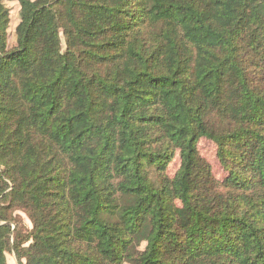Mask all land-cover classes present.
Instances as JSON below:
<instances>
[{
	"label": "trees",
	"instance_id": "16d2710c",
	"mask_svg": "<svg viewBox=\"0 0 264 264\" xmlns=\"http://www.w3.org/2000/svg\"><path fill=\"white\" fill-rule=\"evenodd\" d=\"M5 1L0 264H264V0Z\"/></svg>",
	"mask_w": 264,
	"mask_h": 264
},
{
	"label": "rangeland",
	"instance_id": "374dc122",
	"mask_svg": "<svg viewBox=\"0 0 264 264\" xmlns=\"http://www.w3.org/2000/svg\"><path fill=\"white\" fill-rule=\"evenodd\" d=\"M5 6L9 10L10 24L8 28V46L13 47L15 45V28L19 22V5L16 0L5 1ZM197 148L200 156L210 166L213 177L217 181H222L225 178L226 172L220 167L219 162L216 158V147L215 145L206 139L199 140ZM179 166V158L176 155L167 169L169 177H173ZM14 218L21 222L24 229L31 230V224L26 214L20 210L13 212ZM7 264H17V261L12 252H8L5 255Z\"/></svg>",
	"mask_w": 264,
	"mask_h": 264
}]
</instances>
